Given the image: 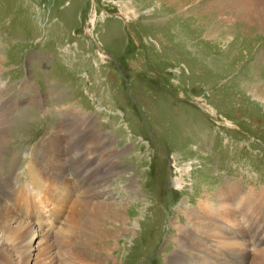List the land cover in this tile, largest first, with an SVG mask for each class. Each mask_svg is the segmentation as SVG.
Segmentation results:
<instances>
[{"label": "rangeland", "instance_id": "374dc122", "mask_svg": "<svg viewBox=\"0 0 264 264\" xmlns=\"http://www.w3.org/2000/svg\"><path fill=\"white\" fill-rule=\"evenodd\" d=\"M232 1L0 0V123L12 138L0 167V199L29 219L11 200L14 188L28 185L32 208H45L44 224L36 225L53 234L33 244L39 259L49 255L60 264L63 236L55 233L77 198L122 202L124 221L102 222L108 237L93 246L95 259L164 264L174 227L192 226L188 207L216 199L229 182L243 194L264 187V7L262 19L250 20L241 1ZM126 5L137 13L130 19L121 14ZM80 118L95 119V129L109 140L106 154L119 160L106 192L92 158L87 166L84 151L72 153L80 141L85 148L90 129L75 131ZM62 123L75 126L59 131ZM29 164L36 166L39 186L31 183ZM187 166L189 172H179ZM52 187L72 189L74 199H63L67 209L43 203ZM263 223L248 236L240 233L250 257L264 248ZM254 237L256 247L246 242ZM15 238L6 232L1 239L9 249L0 243V264H25ZM45 245L50 251L40 256L36 248Z\"/></svg>", "mask_w": 264, "mask_h": 264}, {"label": "bare ground", "instance_id": "6f19581e", "mask_svg": "<svg viewBox=\"0 0 264 264\" xmlns=\"http://www.w3.org/2000/svg\"><path fill=\"white\" fill-rule=\"evenodd\" d=\"M230 1L233 3L232 0ZM239 1H241V6L238 5L239 9L241 8L240 10L242 11V14L244 16L250 18V20L254 18L262 19L260 14L261 11H263L264 0ZM122 6L124 5L122 4ZM125 8L126 9L121 14L126 18L130 19L131 16L137 14L134 10L129 9L127 5ZM223 8L224 7H222V9ZM96 20L97 13L94 12L90 18V23L93 25L96 23ZM78 121L80 123V126L76 127L77 129L75 131H79L81 132V134H83L82 132L85 129H90L86 132L87 139L85 138V148H83L80 141V146L77 148H73L72 153L73 150L76 149L79 153L80 151H84L81 154L85 155L87 158L82 157L81 163H83L87 159L92 158L93 161L90 167H94L95 169V179L102 185H107L104 189L100 188L102 192H104L105 190L107 191L108 186L111 185L109 184V182L111 181L108 178L113 175L111 174V172L114 171V167L116 165L117 168H119V160L113 161V155L109 157V155L106 154L105 150H107L106 146L109 140L105 138L103 132L95 129V119L92 120L93 124L91 123L89 118H80ZM4 122L5 121H2L0 123V167H2L3 157H5L4 155L11 150L9 144L12 142L9 128L5 125ZM63 124L64 123L58 125L59 131L60 128L64 126ZM66 125L67 126L61 129L62 131L66 128L75 126H71L69 124ZM88 125L91 126L88 127ZM18 156L19 151L15 153L14 156H12L11 159H13L14 161L13 162L11 160L12 165L17 162ZM97 157L100 159H97ZM108 161L110 162L111 166L109 168H106L105 162ZM88 162L89 161H85L84 163L89 166ZM95 162L97 163L96 166L94 165ZM178 170L179 172L182 171L183 173L186 171L189 172L190 167H182V170L181 168H178ZM29 172L31 183L34 186H39L41 180L36 173V166L31 164L29 166ZM0 178H2L1 174ZM183 182L184 181L182 180V175L176 178V184L177 187H180L179 189H182L180 185L183 184ZM240 188L242 187H239L231 182L227 183L225 186L223 184V186H221L219 191L215 194L216 199H210L209 196V198H200L196 208L188 207L189 216H187V219L191 221L192 226H189L187 228L184 226V224H177L174 227L175 229H177L176 236L171 240V244L173 245L171 252L166 253L165 256L162 257L164 259V264H264V248H260L258 250L256 249V255L250 257V249L248 248V246L246 247L242 245V243H245L242 238L243 236H240V233L248 236L247 230H260L259 223L264 220V187H262L261 189L251 187L250 190L245 191L244 194L243 190ZM22 189L14 188L12 197L11 195L10 197L12 202H16L19 205L20 210L24 211L25 215L28 216L29 219L17 215L9 206V204L7 205L0 199V243L4 244V240L1 239L6 232H11L15 235V239L19 241V248H17L20 250L22 249L20 251V254L18 253L19 257L17 256L20 261H24L25 264H59L55 260L56 258H52L51 256L47 255V252L50 251L49 246L47 247V245L43 246L42 248L35 247L38 251H41L40 256L41 254H43V256L47 255L45 260H42L41 258L39 259L38 256L36 254H33L32 252L33 244L37 240V244H41L42 241L46 243L48 235L53 233L42 230V227L40 225L39 227L36 225L37 222H41L42 224H44V217L42 216V214L46 210L40 204L32 208V196L34 195L32 189L28 185L24 186ZM92 191V189L87 190L88 193ZM71 192L72 189H62V191L58 192L57 189H53L52 187L49 197L45 201H43V203L48 204L54 202L55 206H60V210H65L68 208V202H65L63 199H72L73 197H71ZM45 193L48 195V192ZM35 194L37 193L35 192ZM80 194H82L81 191ZM239 206H241L242 209ZM238 208L241 210H239ZM31 209H33V211ZM249 210L252 211L249 212ZM242 212V217L238 219L237 217H239ZM258 215L261 216V220H259ZM108 218H112L118 223H122L124 221V209L122 206V202L113 200L111 201L107 199H99L94 201L91 198L90 200L77 198V200L73 203L71 209L69 210L68 215L61 228L56 233L54 232L60 237L63 236L61 240V247L64 250H61L60 253L62 257L60 264H103V261L101 259H95L96 253L92 248L102 235L103 237H108L107 233H104L105 229L102 228V222H106ZM126 223L127 226H129L128 222ZM257 224L258 226L256 228L253 227ZM67 226H69V229H67L65 232V228ZM232 229H236L238 231V233L236 234L238 239H234L232 234H235V231H233ZM261 232L264 233V227L261 228ZM254 235L255 234L252 233L250 237H253ZM255 237L251 241L250 239H246V242L249 241L252 245H255V247L258 246L259 244L257 245ZM261 238L263 237H261L260 234V237H257V239L259 240ZM119 240L120 238L118 239V243ZM69 244L72 245L71 250H69ZM216 245H220L222 250L216 251ZM74 246L78 248V250L75 249L77 251H72L74 250ZM3 249L8 251L9 248L6 246V244H4ZM1 251L2 250H0V253ZM106 251L107 249L105 248V246H98V252H100L101 254ZM214 253L216 256H214L213 259L206 258L208 257L207 254L213 255ZM240 257H243V259H241ZM8 260L12 264V261L10 259Z\"/></svg>", "mask_w": 264, "mask_h": 264}]
</instances>
